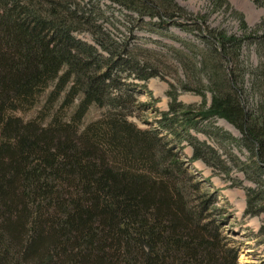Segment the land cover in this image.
<instances>
[{
	"label": "trees",
	"instance_id": "16d2710c",
	"mask_svg": "<svg viewBox=\"0 0 264 264\" xmlns=\"http://www.w3.org/2000/svg\"><path fill=\"white\" fill-rule=\"evenodd\" d=\"M102 2L139 21L190 27L171 0H0V264H237L224 210L194 181L179 145L198 118L233 126L241 138H229L257 175L246 213L264 212L256 210L264 186V20L261 35L253 33L262 61L251 71L241 60L251 36L190 24L203 43L210 108L195 113L171 86L158 129H141L129 120L140 106L133 88L158 68L135 53L151 52L114 37ZM82 33L92 44L77 39ZM44 94L33 119L21 116ZM254 94L258 102L248 109L244 96ZM92 106L105 113L82 127ZM188 145L189 162L215 160L205 144Z\"/></svg>",
	"mask_w": 264,
	"mask_h": 264
},
{
	"label": "rangeland",
	"instance_id": "374dc122",
	"mask_svg": "<svg viewBox=\"0 0 264 264\" xmlns=\"http://www.w3.org/2000/svg\"><path fill=\"white\" fill-rule=\"evenodd\" d=\"M171 1L181 10L186 24L190 26L189 29L195 28L190 24H195L193 26H198L202 33L215 30L224 31L228 37L251 36L242 47L241 60L248 71L254 70L260 64L262 60L258 55L257 45L254 44L253 33L258 31L257 35H261L259 27L264 20V4L259 6L255 0H223V5L217 0ZM83 2L86 3V0ZM100 8L105 13L104 18L117 27V31L110 30L114 37L120 41L126 38L131 45L151 52L150 56L140 54L141 51L135 53L139 60H150V64L158 68L157 77L147 82L135 83L133 92L137 95L138 104L147 107L143 109L137 106L133 116L129 118L131 122L141 129H158L156 121L160 119L161 114L169 110L171 98L168 94L171 86L176 90L178 103L190 107L195 113L207 114L212 94L207 85L208 70L201 69L199 65V50L203 43L196 29L190 31L175 25L159 24L157 20L139 21L136 16L131 17L126 11L106 2L100 3ZM242 23L246 29H243ZM75 36L87 44H92V38L87 33ZM184 42L193 43L195 47H191L189 51L184 47ZM244 81L245 87L249 89L250 79L245 78ZM44 97L45 94L33 110L21 116L33 119L42 107ZM257 102L258 96L255 94L244 96L248 109L254 108ZM72 111L73 107L67 110V114ZM104 113V109L90 107L81 126H87ZM197 121L195 129L184 131L179 145L185 165L196 177L195 182H201L204 187L215 193L217 208L224 210L222 218L227 219L223 226L224 233L229 244L238 251L237 264H264V236L260 234V229L264 226V212L259 211L264 209V186L257 202L256 210L259 214L248 215V190L257 188L253 183L257 175L251 169L245 168L244 164L250 162L247 151L235 147L229 138L240 139L241 135L225 120L214 116L207 120L198 118ZM159 130L166 134L165 130ZM169 140L174 138L170 137ZM190 141L196 145L199 143L208 146L215 152V160L211 161L210 165L203 161L189 162L193 155V149L188 145ZM224 168L227 171H224ZM261 179L264 181V174Z\"/></svg>",
	"mask_w": 264,
	"mask_h": 264
}]
</instances>
